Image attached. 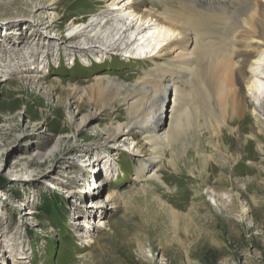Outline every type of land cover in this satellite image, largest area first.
<instances>
[{"label":"rangeland","instance_id":"1","mask_svg":"<svg viewBox=\"0 0 264 264\" xmlns=\"http://www.w3.org/2000/svg\"><path fill=\"white\" fill-rule=\"evenodd\" d=\"M100 2L0 0V71L11 72L12 57L22 62L0 74V264H264V114L254 96L235 127L218 115L213 141L200 117L199 140L188 133L182 155L163 151L160 181L139 179L141 139L105 142L127 107L92 117L85 92L105 76L131 82L148 63L60 54L67 25L87 20ZM37 21L42 38L32 36ZM26 39L40 50L16 59ZM87 156L106 160L97 178L85 173L95 174ZM94 195L101 203L90 217Z\"/></svg>","mask_w":264,"mask_h":264},{"label":"bare ground","instance_id":"2","mask_svg":"<svg viewBox=\"0 0 264 264\" xmlns=\"http://www.w3.org/2000/svg\"><path fill=\"white\" fill-rule=\"evenodd\" d=\"M99 1L102 7L93 9L85 16L87 20L80 18L67 25L60 54L77 58L87 53L88 58L101 55L106 60L107 56L121 54L125 60L148 63L145 74L131 82L105 76L97 78L85 92L86 104L95 109L92 117L108 118L115 105L127 107L126 121L106 128L105 142L116 143L122 136L141 139L134 149L140 157L139 179L159 182L156 168L163 151L174 146L173 153L182 155L188 133L197 139L206 126L213 141L219 116L224 119L229 114L230 124L238 125L246 116L248 95L254 96L257 109L264 114V109L258 107L264 101V0ZM36 23L32 36L42 38ZM50 24L46 30L54 26V22ZM23 35L22 31L12 34L19 39ZM7 39L11 41V37ZM53 41L47 34L45 51L51 50ZM21 43L24 48L13 51L16 59L33 57L40 50L27 39ZM12 58L8 63L15 72L13 68L22 62ZM11 72L3 70L0 74L6 77ZM76 91L71 90L72 100ZM202 116L205 126L200 123ZM121 118L122 112L117 120ZM82 153L91 155L90 150ZM88 158L85 166L93 168L95 174L91 176L89 170L85 173L92 179L99 170L102 172L106 160ZM92 187L100 188L98 183ZM100 203L95 195L90 196L85 206L88 216L95 215ZM229 208L235 210L237 206ZM76 211L81 214L79 208Z\"/></svg>","mask_w":264,"mask_h":264}]
</instances>
